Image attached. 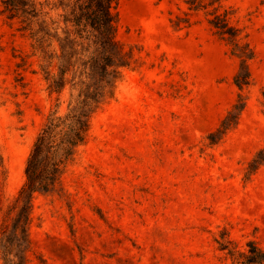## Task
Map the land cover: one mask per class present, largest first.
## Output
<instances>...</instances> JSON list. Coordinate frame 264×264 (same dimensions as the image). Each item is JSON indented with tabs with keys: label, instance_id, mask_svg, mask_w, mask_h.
Listing matches in <instances>:
<instances>
[{
	"label": "rangeland",
	"instance_id": "1",
	"mask_svg": "<svg viewBox=\"0 0 264 264\" xmlns=\"http://www.w3.org/2000/svg\"><path fill=\"white\" fill-rule=\"evenodd\" d=\"M222 4L254 59L238 125L210 147L237 98L238 60L182 1L118 0L117 40L133 66L93 116L61 191L35 196L29 264H237L218 241L264 248V166L244 180L264 146V0ZM186 15L189 25L174 28ZM39 64L0 14V219L47 117L67 108Z\"/></svg>",
	"mask_w": 264,
	"mask_h": 264
},
{
	"label": "trees",
	"instance_id": "2",
	"mask_svg": "<svg viewBox=\"0 0 264 264\" xmlns=\"http://www.w3.org/2000/svg\"><path fill=\"white\" fill-rule=\"evenodd\" d=\"M189 11L203 13L206 23L231 56L238 60L233 83L234 104L220 124L206 136L210 147L219 144L238 125L246 107L244 91L251 85L254 51L248 36L231 20L226 0H179ZM118 0H0V14L18 23L39 58L47 89L58 97L67 94L63 114L52 112L37 134L24 168V182L4 207L0 219L2 264H29L33 202L38 194L61 191L62 176L88 139L93 116L115 97L123 72L133 66L132 53L117 40ZM173 27L189 25L176 17ZM57 107V106H56ZM0 154V165H2ZM264 166V146L247 163L244 180ZM237 264H264V248L254 242L240 251L231 241H218Z\"/></svg>",
	"mask_w": 264,
	"mask_h": 264
}]
</instances>
